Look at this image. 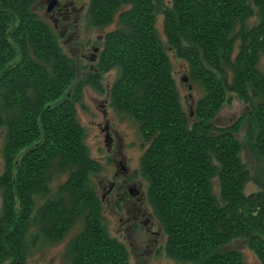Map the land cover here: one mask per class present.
I'll return each mask as SVG.
<instances>
[{"label": "trees", "instance_id": "trees-1", "mask_svg": "<svg viewBox=\"0 0 264 264\" xmlns=\"http://www.w3.org/2000/svg\"><path fill=\"white\" fill-rule=\"evenodd\" d=\"M88 4L89 26L120 24L103 35L98 69L119 70L111 100L139 125L146 146L140 175L168 256L180 264H245L241 251H221L242 239L264 264V0ZM39 8V0H0V264H26L32 222L38 226L34 240L47 244L62 240L77 219L83 226L68 247V264H133L126 245L108 231L102 198L91 183L102 166L89 156L78 119L85 83L72 88L78 64ZM158 16L167 44L186 65V80L202 88L190 114L172 76ZM253 16L258 24L247 26ZM100 77H89L97 89ZM233 93L253 109L254 148L262 160L256 178L261 188L248 195L252 174L241 159L239 123H213ZM68 170L69 179L51 195L52 177ZM40 197L45 202L32 218Z\"/></svg>", "mask_w": 264, "mask_h": 264}, {"label": "rangeland", "instance_id": "rangeland-1", "mask_svg": "<svg viewBox=\"0 0 264 264\" xmlns=\"http://www.w3.org/2000/svg\"><path fill=\"white\" fill-rule=\"evenodd\" d=\"M65 3L68 0H60ZM79 2V6L88 5L89 0H74ZM171 3V0H166ZM39 5L43 6L42 10H38L41 17H45L50 23L54 22L56 19L55 14L48 13V2L47 0H39ZM252 7L256 12H258L259 7L253 4ZM257 14V13H256ZM46 15V16H45ZM259 19L256 16L251 17L248 20L247 26L258 24ZM15 23V20H14ZM13 23V24H14ZM157 29L160 37L162 38L163 44H165L168 55L170 56V62L172 65V76H174L176 87H178L180 97L182 98V104L188 114L192 111V105L195 101L200 99L202 96V88L195 83H191L190 80H186L189 77L186 72V65L181 59H179L176 54L170 49L169 44H167L166 33H164L163 16H158L157 19ZM74 26V25H73ZM120 28L118 22L111 23L108 28L105 29H94L89 26L87 18L84 20H79L77 25L73 27V30L67 32V35L63 37V47L67 53L74 56L78 66V81L75 82L72 88L78 86L81 82L85 83L82 87L83 96L81 101L77 104V113L80 124H83L85 129V144L88 146L89 156L96 160L100 166H102V172L92 176L91 182L94 188L98 191L99 197L103 194V189L100 188V183L107 184V182H112L115 179L114 173L116 170V165H114V160L119 156L120 153L123 158H126V162L131 166L132 172L136 171L135 179L137 181H143L140 174L141 159L145 154L146 146L143 142V137L141 132H139V125L137 122L133 121L129 114L125 111H120V109L115 108L110 104L106 103L109 98V85L113 86V83L117 80L119 76V70L114 68L111 71L103 74L100 78L101 88L97 89L89 80L88 75L91 74V62L81 57V53L84 51L80 44H89L87 42L93 38V41H97L101 35L111 32ZM65 43L67 45H65ZM91 44V43H90ZM89 44V45H90ZM259 64V69L264 73V58H261ZM190 84L192 87H190ZM111 86V87H112ZM110 87V88H111ZM71 92V91H70ZM68 93V95L70 94ZM228 100L223 105L220 112L213 119L215 126L223 128L227 126H234V124L239 123V131L236 133V138H238L241 145V159L243 160L246 168L251 171L252 179L247 184L244 192L246 195L251 193H257L260 190V185L256 181L259 169L262 165V160L256 154L254 148L255 136L257 132V127L255 125V120L250 116L252 112V107L250 104L242 101L235 93L227 94ZM109 122V133L111 138H113V143L110 139L107 140V134L105 127ZM5 143V138L3 132H0V175L3 173L4 167V157H3V147ZM113 144V148L110 150L109 146ZM69 171V170H68ZM58 176L52 177V182L49 186L51 195H53L58 188L63 185L69 178V172L58 173ZM121 182H124V177H122ZM214 192L219 195V186L215 181ZM147 193V186L144 183V197ZM137 196V195H136ZM2 192L0 191V213L2 211ZM112 200V199H111ZM35 206L33 207L34 218L37 214V210L45 202L44 199L35 198ZM104 206V207H103ZM102 206L103 218L107 224L108 230L114 236H119L120 228L121 235H126L128 239H124V242L128 246V251L130 252V262L133 264H180L178 261L173 260L168 256L165 250L166 236L161 232V239L155 246H149L148 241L149 235L146 229L141 226L139 228H132L129 224L128 231L124 229L125 226H121V219L128 220L131 214H125L124 210L121 214L115 215L108 209V203ZM143 209L145 207L142 205ZM149 207V206H148ZM105 208V209H104ZM151 211H152V207ZM81 219L76 220L75 226L68 231L65 237L60 241L44 243L43 238L34 240L35 232L38 230L37 223L31 224L27 231L26 244L27 245V261L26 264H68L71 260L69 254H67L70 242L75 238L76 234L82 228ZM155 227V231L162 230L161 226L159 229ZM153 237V236H152ZM121 239V236L119 237ZM154 238V237H153ZM36 241V242H34ZM132 243V244H131ZM130 245V246H129ZM33 246V248H32ZM235 249L241 251L244 257L245 264H260L258 257H256L255 252L247 246L245 240L239 239L233 241L232 243L224 246L221 250ZM5 264H8L5 263Z\"/></svg>", "mask_w": 264, "mask_h": 264}, {"label": "flooded vegetation", "instance_id": "flooded-vegetation-1", "mask_svg": "<svg viewBox=\"0 0 264 264\" xmlns=\"http://www.w3.org/2000/svg\"><path fill=\"white\" fill-rule=\"evenodd\" d=\"M48 5L51 2V0H47ZM79 2L74 0H68L65 3H62L60 0H57L56 8L50 12L52 14H55L56 19L54 20L56 31L58 30L60 32V36L63 38L64 35H67V32L72 31L73 27L77 25L79 20H84L87 18V11H88V5L81 7L78 5ZM46 16V15H45ZM74 25V26H73ZM104 36L101 35L98 40L95 42L93 41V38L90 39L89 42L90 45L86 43L80 44L81 48H83V52L81 53V57L85 58L86 60H89L91 62V75H100L107 73L104 71H101L98 69V64L100 62L99 55L102 50ZM72 54V53H71ZM109 72V71H108ZM112 85H109V98L106 100V103L110 104L113 102L111 100V87ZM109 127L110 124L107 122V125L105 127V131H107L105 135H107V140L110 139L111 143H113V138H111V134L109 133ZM113 144L109 146L110 150L113 148ZM119 156L114 160V165H116V170L114 173L115 179L112 180V182H107V184H101L100 188L103 189V194L101 195L102 198V206L108 203V209H110V212H113L115 215L121 214L123 210L125 211V214H131L128 218V220L121 219V226H125L124 229L128 231L129 224L132 228H139V226L142 225L143 228L146 229L147 234L149 235V246H155L159 243L161 239V232H163V229L160 231H155V227L160 228L159 223L157 221V218L153 215L151 208L148 207L147 204V196L144 197V183L145 181H137L135 179L136 171L132 172V168L128 163L126 162V158H123V156L118 153ZM140 176V174H139ZM122 177H124V182H121ZM137 195V196H136ZM112 199V200H111ZM142 205L145 207L143 209ZM104 207V206H103ZM105 209V208H104ZM123 229V228H122ZM121 228L119 236H114L111 231V235L115 238H117L119 241L124 242V239H128V237L125 235H121ZM109 231V230H108ZM164 233V232H163ZM121 236V239L119 238ZM154 238H153V237ZM132 244V243H131ZM130 246V245H129ZM126 248L128 250V246L126 245Z\"/></svg>", "mask_w": 264, "mask_h": 264}, {"label": "water", "instance_id": "water-1", "mask_svg": "<svg viewBox=\"0 0 264 264\" xmlns=\"http://www.w3.org/2000/svg\"><path fill=\"white\" fill-rule=\"evenodd\" d=\"M56 3H57V0H51V2L48 5L47 11L52 12L57 6Z\"/></svg>", "mask_w": 264, "mask_h": 264}]
</instances>
